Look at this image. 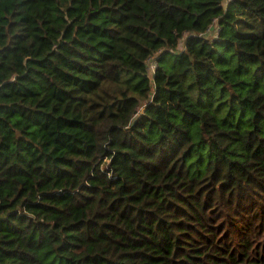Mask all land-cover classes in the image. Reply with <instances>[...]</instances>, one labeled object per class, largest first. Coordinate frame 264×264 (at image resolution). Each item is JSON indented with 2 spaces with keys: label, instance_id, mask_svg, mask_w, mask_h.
<instances>
[{
  "label": "trees",
  "instance_id": "obj_1",
  "mask_svg": "<svg viewBox=\"0 0 264 264\" xmlns=\"http://www.w3.org/2000/svg\"><path fill=\"white\" fill-rule=\"evenodd\" d=\"M0 264H264V0H0Z\"/></svg>",
  "mask_w": 264,
  "mask_h": 264
},
{
  "label": "rangeland",
  "instance_id": "obj_2",
  "mask_svg": "<svg viewBox=\"0 0 264 264\" xmlns=\"http://www.w3.org/2000/svg\"><path fill=\"white\" fill-rule=\"evenodd\" d=\"M150 65L152 66V70H153V68H154V60L153 59L150 61Z\"/></svg>",
  "mask_w": 264,
  "mask_h": 264
},
{
  "label": "water",
  "instance_id": "obj_3",
  "mask_svg": "<svg viewBox=\"0 0 264 264\" xmlns=\"http://www.w3.org/2000/svg\"><path fill=\"white\" fill-rule=\"evenodd\" d=\"M211 29H214V26H212Z\"/></svg>",
  "mask_w": 264,
  "mask_h": 264
}]
</instances>
